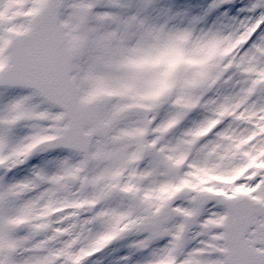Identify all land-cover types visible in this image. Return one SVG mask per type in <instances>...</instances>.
<instances>
[{"label":"snow or ice","instance_id":"snow-or-ice-1","mask_svg":"<svg viewBox=\"0 0 264 264\" xmlns=\"http://www.w3.org/2000/svg\"><path fill=\"white\" fill-rule=\"evenodd\" d=\"M0 264H264V0H0Z\"/></svg>","mask_w":264,"mask_h":264}]
</instances>
